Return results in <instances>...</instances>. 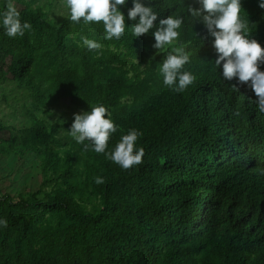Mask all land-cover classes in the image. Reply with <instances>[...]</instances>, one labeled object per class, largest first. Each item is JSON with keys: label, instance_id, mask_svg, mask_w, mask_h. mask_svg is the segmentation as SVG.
Here are the masks:
<instances>
[{"label": "trees", "instance_id": "obj_1", "mask_svg": "<svg viewBox=\"0 0 264 264\" xmlns=\"http://www.w3.org/2000/svg\"><path fill=\"white\" fill-rule=\"evenodd\" d=\"M13 3L32 27L16 37L0 28L1 99L21 121L0 137V158L32 156L41 179L0 189V264H264V112L249 86L221 76L214 37L203 41L205 25L188 12L197 0H151L161 16L183 17L174 45L158 50L152 29L133 35L131 0L120 6L129 28L119 40L104 39L102 22L71 21L65 0ZM56 4L68 15L50 17ZM241 4L264 47V8ZM84 36L103 47L88 49ZM180 44L190 54L182 70L196 79L176 92L159 67ZM64 100L80 112L108 107L119 127L107 151L139 130L142 162L123 169L63 136Z\"/></svg>", "mask_w": 264, "mask_h": 264}, {"label": "clouds", "instance_id": "obj_2", "mask_svg": "<svg viewBox=\"0 0 264 264\" xmlns=\"http://www.w3.org/2000/svg\"><path fill=\"white\" fill-rule=\"evenodd\" d=\"M197 2L200 6H188V12L205 25L207 32L201 37L203 41L208 36L214 37L211 42L217 53L214 61L217 67H222L221 76L228 81L236 78L239 83L249 86L257 97L255 101L259 110L264 112V70L260 68V63L264 61V47L248 34L246 21L241 16V0ZM3 3L4 6L0 8V28L9 37L23 36L26 30L31 29V23L22 20L21 12L13 0H3ZM131 3L127 18L135 21L130 26L134 36L147 34L152 29L153 48L158 50L174 45L180 36L178 29L183 24L182 16H161L154 10L151 0L147 4L144 0H131ZM65 4L73 22H102L104 39L119 40L129 28L125 13L120 7L126 5L127 0H65ZM258 5L264 8V0H258ZM82 40L88 49L103 47L99 41L87 36L82 37ZM189 61L190 54L184 44L173 46L159 67L163 83L174 86L173 90L176 92H183L196 79L192 72L182 70ZM73 116L67 131L78 143L89 141L90 143L84 145L85 148L91 147L97 153H104L106 158L123 169L142 162L144 149L136 144L142 133L135 128L122 134L114 148L107 151L110 136L119 126L103 103L92 106L88 111L74 113ZM104 180L102 176L95 177L97 184L104 183ZM7 225V219L0 217V227Z\"/></svg>", "mask_w": 264, "mask_h": 264}, {"label": "rangeland", "instance_id": "obj_3", "mask_svg": "<svg viewBox=\"0 0 264 264\" xmlns=\"http://www.w3.org/2000/svg\"><path fill=\"white\" fill-rule=\"evenodd\" d=\"M49 13L50 17L57 16L58 19L64 17L68 10L65 6L56 4ZM4 86H0V99L2 95L6 94ZM68 101L64 100L61 104L56 107L55 111H65V120L68 121L69 127L62 131V135H70L67 131L74 119L73 114L80 112L79 110H73L71 107L67 106ZM11 107L6 103L3 98L0 100V117H3L5 123L9 125V128L0 134V137H6L17 131L21 126V121L15 119L11 114ZM14 126V127H12ZM40 174L37 168V162L32 156L18 159L16 157L12 158H0V189L2 192H14L16 189H31L36 188L40 182Z\"/></svg>", "mask_w": 264, "mask_h": 264}]
</instances>
